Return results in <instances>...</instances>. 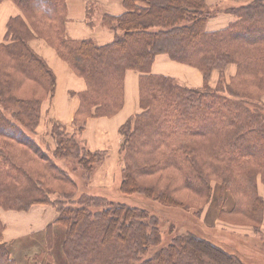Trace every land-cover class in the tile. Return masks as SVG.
I'll list each match as a JSON object with an SVG mask.
<instances>
[{
  "label": "trees",
  "instance_id": "1",
  "mask_svg": "<svg viewBox=\"0 0 264 264\" xmlns=\"http://www.w3.org/2000/svg\"><path fill=\"white\" fill-rule=\"evenodd\" d=\"M14 1L23 15L9 20L6 38L11 41L0 45V57L4 52L11 60L9 69V62L0 58V99L5 98L15 104L19 100L12 96L15 83L24 77L32 79L36 73L39 75L34 78L37 86L50 92L51 97L54 95L56 77L44 58L31 48L30 41L35 38L48 40L60 57L86 80L87 88L81 93V109L91 116H110L120 110L124 104L126 71L132 69L141 73L140 104L143 107V102L146 103L148 116L136 121L135 129L142 126L141 132L135 130L132 136L126 133L128 139L123 143L125 147L129 144L131 159L135 154L141 161L125 168L119 188L121 193L133 195L141 192L140 178L151 176L160 169H177L184 185L192 188L193 183L188 182L190 177L186 180L182 173V162L202 158L208 146L201 142L206 139L213 140L217 156L229 162L236 163V160L246 158L249 165L239 163L242 169L264 168V114L260 111L264 92L255 93L249 87L254 77L262 72L264 76V0H251L233 7L230 11L236 15V20L212 31L204 26L211 15L205 0H123L124 13L103 16L102 22L118 33L106 44H97L90 38L72 39L67 36L66 0ZM188 51L196 53L191 55ZM161 53H167L178 62L195 65L207 76L213 69H224L227 64L235 62L239 73L234 77L238 83H220L215 89L177 84L168 75L151 72L154 59ZM237 85L242 86L238 88L243 94H236L234 88ZM145 95H149V99ZM18 102L28 114L29 122L20 119L21 124H17L7 119L0 108V138L7 136L20 145L33 148L35 145L24 127L32 126L34 119V126L39 122L41 101L21 99ZM207 123H212L210 128H203L202 125ZM126 128H130V124H124L121 131H126ZM56 141V156L67 157L72 152L79 154L74 150L81 148L73 137H57ZM146 149L153 150L156 156L149 157L148 151L151 150ZM257 149L260 153L256 152ZM82 152L89 158L84 163L85 167L97 159L98 153L85 146ZM45 161L49 162V159L46 157ZM193 165L197 169L196 164ZM244 175L237 174L234 182L239 184ZM178 181L180 183V179ZM145 192L149 198L156 194L162 203L181 206L170 192L169 196L165 195L166 189L157 193L152 186ZM25 197L21 194L15 200L22 202ZM252 198L247 214L255 215L258 220L254 222L261 223L263 198L256 190ZM110 204L102 214L106 220L103 230L97 232L94 228L90 235L83 230L87 226L84 208L67 207L59 215L58 223L68 229V249L71 247L72 253L76 254L73 257L76 263L73 264H133L137 260L135 257L133 261L122 262L127 251L133 256L137 254L136 247L139 249V239L133 231L139 212L124 203ZM141 229L145 233L142 225ZM90 242L93 243L92 248ZM6 246L0 243V264H14ZM97 248L98 252L95 251ZM233 263L244 264L238 248H225L202 236L186 235L184 238L179 235L156 256L140 264Z\"/></svg>",
  "mask_w": 264,
  "mask_h": 264
},
{
  "label": "rangeland",
  "instance_id": "2",
  "mask_svg": "<svg viewBox=\"0 0 264 264\" xmlns=\"http://www.w3.org/2000/svg\"><path fill=\"white\" fill-rule=\"evenodd\" d=\"M4 1H0V5ZM12 1L17 4L14 0ZM248 1L250 2L251 0H226V2H221L211 7L207 5L211 15L205 22V29L209 19L217 17L218 14L223 12H227L234 17L232 21L221 27L219 26L217 29L226 27L237 18L230 9L247 4L249 3ZM18 7L20 6L18 5ZM92 11L94 12V10ZM21 12L20 15L22 16V9ZM12 17L15 16H11L8 19L5 35L0 40V45L11 41V39L8 40L6 38V34L8 22ZM155 29L157 30L159 27ZM37 39L43 40L60 56L56 47L48 40L44 38ZM33 40L30 41L31 48L43 57L32 45ZM188 53L194 55L196 51H188ZM0 58L8 61V67L11 69V60L7 55H4V52H1ZM176 64L185 67L192 66L201 72L203 84L198 88L207 86L215 89L220 83H223V85L230 84L232 81L238 83L237 78L234 77L239 73L238 65L235 62L227 64L224 69H213L208 75L209 77L195 65L178 61H176ZM37 76H39L38 73L32 79L31 77L18 79L13 87V95L11 94L14 98H18V101L21 99L26 101L39 99L41 102L39 122L34 126V119L31 123L32 126L24 127L26 134L32 139L35 147L28 148L20 145L7 136L0 138V210L29 212L33 206L41 204L54 208L57 214L53 221L43 229L31 231L29 235L4 242L14 264L76 263L73 259L76 254L72 253L71 247L68 249L67 246L68 229L65 225L58 223L59 215L67 207L84 208L87 212V226L83 230L86 235H90L94 228V231L97 232L103 230L106 220L102 214L111 206L110 202L127 204L135 207L139 212V215L135 218L136 223H133L135 225H133L134 235L139 239V249L136 247L137 254L133 256L129 255L127 251L123 255V263L133 261L135 257H137V260H134L133 264L146 262L148 258L156 256L162 248L165 249L170 245L179 235L184 236V238L186 235H195L205 237L225 248L227 246L229 248L230 246L238 248L243 256L244 264H264V211H262L261 223L260 221L259 223L254 222L258 220L254 217L255 215L249 216L247 214V210L253 202L252 196L255 190L263 198L264 202V168L255 165L256 169H242L239 163L249 165L246 158L239 161L236 160V163L233 161L229 162V160L217 156L215 150H213L214 147L216 148V145H213V140L206 139L201 142V144L208 146V150L203 152L204 156L202 158L182 162V173L186 180L190 177L188 182L193 183L192 188L184 185L181 178L182 175L177 169H160L151 176L146 175L140 178L141 192L125 195L119 190L124 171H126L125 168L128 165H133L132 163L135 161L141 160L135 154H131V159L129 141L126 147L123 146V143L128 139L126 133L132 136L135 130L141 132L142 126H138L135 129L137 126L136 121L144 120L148 116L146 103L143 102V107L140 104L139 110L134 112L131 117H128L120 126L119 133L121 136H119L121 137V143L119 147L117 146L120 149L114 151V147L111 149L112 146L110 144L103 142L104 140L96 139L101 137L103 133L101 130L103 127L100 126V128L89 130L87 133L94 138L91 142L95 146L103 147L104 149L90 150L87 148L83 136L88 120L113 117L123 108L124 104L113 115L91 116L84 109H81L82 92H76L75 95L78 96L79 106L73 117V123L68 125L53 119L50 120L47 114L48 111L43 110V105L45 102L50 101L54 95L51 97L50 92L37 86L34 81ZM124 77H126V73ZM261 77H264L263 72L261 75L254 77L253 84L249 85L255 93H259L261 90L264 92V80H260ZM172 78L177 84L181 83L182 85L179 77ZM235 87H237L234 88L237 92L236 94H243L239 89L242 86L237 85ZM262 94L260 111L264 114V93ZM123 95L125 102V83ZM141 96V93H139V98ZM145 98L149 99V95H145ZM18 101L15 104H11L7 99L1 98L0 108L3 109L7 119L17 124H21L20 119L27 123L29 122L28 114ZM139 114H141L140 118L137 117ZM77 115L79 116L78 118ZM219 122L218 120L216 124ZM124 124H130V128H126V131H121V127ZM211 124L207 123L202 125V127L209 129ZM142 134H144V131ZM63 136L73 137L78 143L81 149L74 150L79 152L78 155L75 152L62 158L55 155L58 145L57 137ZM129 138L133 147L132 139L131 137ZM84 146L88 150L98 153L97 159L93 164L91 162L86 164L87 169L92 168L91 171H88L84 166V163L89 160L87 154L83 155L82 149ZM148 152L149 157L156 156L153 150ZM256 152L260 153V149H257ZM46 157L49 162L45 161ZM193 163L196 164L197 169ZM115 167L116 169H114ZM237 174H245L243 176L244 179L239 184L234 182ZM178 179H180V183ZM92 184L106 185V187L96 190L91 187ZM152 186H154L157 193L165 189L168 190L165 195L169 196L170 192L173 195L172 198L179 204L181 203V206L171 205L166 202L162 203L158 200L160 196L156 194H153L155 199L149 198L145 189L151 190ZM249 193L250 197H248ZM21 194L26 195L25 200L18 202L15 197ZM28 204L29 206L25 207ZM258 214L261 215L260 213ZM139 221H141V224H138ZM141 225L144 227L145 233L142 231ZM0 227V239H2L5 225L1 218ZM175 242L178 244L177 241ZM92 245L93 243L90 242V248H92ZM95 251L98 252L99 248Z\"/></svg>",
  "mask_w": 264,
  "mask_h": 264
},
{
  "label": "crops",
  "instance_id": "3",
  "mask_svg": "<svg viewBox=\"0 0 264 264\" xmlns=\"http://www.w3.org/2000/svg\"><path fill=\"white\" fill-rule=\"evenodd\" d=\"M226 0H206L209 7L217 5ZM94 10V12L92 11ZM126 11L123 0H67L65 32L72 39H93L97 44H106L112 41L116 34L115 30L109 28L102 22L104 14L120 15ZM21 9L12 0H5L0 5V40L4 37L6 24L11 16L20 15ZM92 17L90 18V16ZM234 17L223 12L217 17L211 18L206 23L208 31L215 30L219 26H223ZM90 20L93 22L90 24ZM221 29V28H220ZM218 30V29H217ZM35 50L38 51L47 61L49 67L56 75L55 94L50 101L43 105V110L48 111L49 119L60 121L63 124L71 125L73 117L79 106L78 96L76 92H83L87 85L85 79L78 75L75 70L63 60L56 51L41 39L35 38L32 42ZM151 72L154 74H163L172 77H179L182 85L198 88L203 84V75L199 70L192 66H182L176 64L169 58L168 54H159L156 56ZM125 102L123 108L113 117L92 118L88 120V125L83 132L84 141L88 149L97 150L104 149L97 147L87 131L98 129L100 126L105 134L96 138L103 142H107L117 151L121 143V135L119 133L120 126L131 117L134 112L140 108V72L132 69L126 72L125 77ZM181 84V83H180ZM120 135V136H119ZM95 146V147H93ZM104 146V145H103ZM118 146V147H117ZM116 169V167L114 168ZM92 188L99 190L106 185L92 184ZM56 210L47 205L33 206L28 211H1L0 218L5 225L3 237L0 243L9 242L14 238H20L29 235V232L41 230L53 221L56 216Z\"/></svg>",
  "mask_w": 264,
  "mask_h": 264
}]
</instances>
